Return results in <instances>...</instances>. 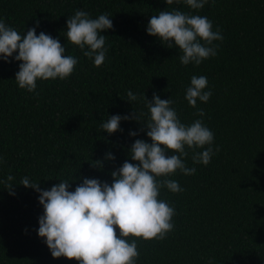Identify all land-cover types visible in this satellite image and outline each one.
<instances>
[{"label":"trees","instance_id":"16d2710c","mask_svg":"<svg viewBox=\"0 0 264 264\" xmlns=\"http://www.w3.org/2000/svg\"><path fill=\"white\" fill-rule=\"evenodd\" d=\"M76 10L112 21L101 32L108 51L100 67L66 39V21ZM162 10L206 16L223 36L214 41L217 54L198 66L181 65L178 48L146 33ZM0 18L20 34L35 27L37 35L58 39L65 55L78 60L69 78L37 80L34 92L15 82L19 61L0 60V181L14 177V195L0 183V264H78L52 258L37 235L39 193L19 182L27 176L47 190L66 180L69 191L84 178L110 185L113 171L126 160L136 163L129 157L134 141L151 143L140 129L148 112L144 96L151 101L153 94L174 101L185 125L201 119L219 151L205 166L193 164L189 150L185 164L195 173L167 177L183 189L160 190L159 199L175 210L174 227L162 240L129 237L137 244L136 264H264V0H209L200 10L183 0H0ZM192 76H206L205 91L212 93L197 108L184 99ZM128 91L139 99L127 101ZM134 112L139 122L121 120L112 134L101 130L112 115Z\"/></svg>","mask_w":264,"mask_h":264},{"label":"clouds","instance_id":"9594fccd","mask_svg":"<svg viewBox=\"0 0 264 264\" xmlns=\"http://www.w3.org/2000/svg\"><path fill=\"white\" fill-rule=\"evenodd\" d=\"M173 4L174 0H165ZM179 3L180 0H175ZM192 10H200L209 0H183ZM39 21L36 22V26ZM113 27L107 14L91 18L83 10H76L66 21L65 36L69 44L79 48L83 55L100 67L106 58L104 30ZM146 33L157 39L167 48L174 46L182 53L181 65H199L202 61L217 54L218 45L214 41L223 40L217 29L213 31L212 22L201 15L179 10L160 11L150 17ZM65 46L58 39L40 32L35 27L26 34H20L9 27L0 18V60L19 61V70L15 82L20 89L34 92L37 80H65L75 70L78 60L75 56L65 55ZM16 53L15 55H13ZM206 76H192L190 86L186 88L184 99L192 108H197V101L207 103L212 93L207 88ZM127 101H137L139 97L132 91L127 92ZM147 117L141 131L151 140L136 139L129 150V157L121 167L111 173L112 183H102L97 179L84 178L74 191H69L70 182L64 180L50 189L42 190L38 183H33L27 176L20 185L39 193L38 203L43 207V214L38 218V237L44 238L52 258L64 257L75 260L78 264H136L139 257L135 239L145 241L162 240L172 231V218L176 214L172 206L159 199L161 188L172 193L183 191L179 183L167 177L179 170L184 175H192L196 169L185 164V158L192 154L193 164L207 165L215 152L212 144L213 132L201 119L185 125L178 118L171 106L170 98L160 99L153 94L152 100L145 98ZM196 115H205L197 109ZM121 120H136V112L131 115H112L100 124L102 131L108 134L120 131ZM130 136L138 135L129 132ZM207 147L205 148V146ZM187 149V150H186ZM203 149V151H196ZM106 159L114 156L107 154ZM2 160V157H0ZM93 167H101L100 161H93ZM163 177V179H158ZM14 180L8 175L5 183L10 195ZM117 229L119 234H117ZM211 264V262H209Z\"/></svg>","mask_w":264,"mask_h":264}]
</instances>
